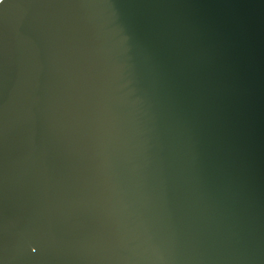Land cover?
Instances as JSON below:
<instances>
[{"label": "water", "instance_id": "95a60500", "mask_svg": "<svg viewBox=\"0 0 264 264\" xmlns=\"http://www.w3.org/2000/svg\"><path fill=\"white\" fill-rule=\"evenodd\" d=\"M0 264H264V0H5Z\"/></svg>", "mask_w": 264, "mask_h": 264}, {"label": "snow or ice", "instance_id": "6c2138e0", "mask_svg": "<svg viewBox=\"0 0 264 264\" xmlns=\"http://www.w3.org/2000/svg\"><path fill=\"white\" fill-rule=\"evenodd\" d=\"M5 2V0H0V5H3ZM33 251H35V249H33Z\"/></svg>", "mask_w": 264, "mask_h": 264}]
</instances>
